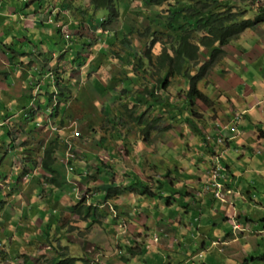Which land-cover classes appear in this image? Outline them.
Segmentation results:
<instances>
[{
  "label": "rangeland",
  "instance_id": "rangeland-1",
  "mask_svg": "<svg viewBox=\"0 0 264 264\" xmlns=\"http://www.w3.org/2000/svg\"><path fill=\"white\" fill-rule=\"evenodd\" d=\"M24 1L29 3L31 0H0V73H8L10 70L17 80L23 82V86L17 85L15 89L18 93L21 92L25 104H28L26 108L28 123L25 120L28 125L26 129L15 134L16 138L13 141L21 142L25 146L21 148L23 151L29 148V153L31 151L36 153L34 155L22 153L19 155L22 161L18 156L13 161L4 156L7 159L4 165L0 157L2 170L6 169L8 173L12 162L18 165V168L26 167L27 160L33 158L37 165H41L45 155L43 147L48 146L47 143L59 140L61 144L62 140L74 137L75 147L72 153L76 157L73 163L81 170L88 161H92L95 166L92 175L85 176L86 180L77 179L76 186L86 187L85 183H92L93 187V182L103 180L105 173L99 172L96 168L100 164L105 165L104 170L112 168L111 171L115 172L112 177L119 183L128 178L133 182L135 177H138L145 182L146 186H150L155 196L150 197L145 188L139 186V190L145 193L143 195L145 202L142 204L145 208L142 210L140 204L133 207L137 201L138 191L132 192L135 201L125 208L131 214L139 215L140 225L156 226L160 221H169H165L164 225L166 223L170 225L172 219L186 216L187 209L184 207L186 204H183L185 197L181 195L183 185L196 187L199 186L198 182L203 180L205 184L209 171L216 174V169L224 172L228 167L236 174L237 180L242 179L241 183L238 181L235 183V193L233 191L232 194L237 195V198L240 195L245 196L249 208L246 209L245 204L239 208L241 212L247 213L243 216L244 224L251 226L250 231L242 235L246 236V239L239 242L242 252L239 256L241 261L238 260L236 264H264L260 260H252L264 254V71L261 70L264 68V48H256L257 44L248 49L243 48L244 45L254 42L249 38H247L248 42H245L243 34L233 43L223 47L226 52L224 59L218 56V61L214 63L211 71L206 70L208 76H205L204 83L200 81L198 85L199 90L210 96L209 99L213 104L211 107L201 102L197 104L200 116L197 121V131L184 123L189 116L188 112L177 108L185 101L184 91L186 92L192 85L189 79L185 81L184 78H176L167 93L176 108L165 109L162 106H156L152 101L153 97L145 94V89L154 90V85L158 84L157 78L164 76L160 67L147 62L145 55L151 51L148 55L153 58L161 54L163 45H167L170 49L178 45L175 38H171V42L168 40L173 30H166L160 26L165 25L169 10L181 9L178 5L182 2L192 5L194 0H164L162 5H154V0H117L119 8L128 4L134 15L135 23L132 22L131 28L134 27L135 30L131 36L127 37L128 45L122 40V35L119 41L107 35L103 37L100 35L96 40L88 39L81 43V34L74 33L75 29H80L75 21H79L81 25L90 23L86 21L87 15L83 13L92 10L89 1L81 0L76 3L75 8H72L67 1L64 3V8H61L63 4L58 5L54 3L55 0H49V10H52L53 6H58V10L55 9L52 12H59L61 16L59 20L64 22L61 29L69 31L68 37L61 35L59 31H52L51 34L59 38L55 37V40L52 38V41L41 39L45 54L39 53L38 56H34L33 62L26 64L24 61L28 60L18 53L21 51L14 50H18L19 44L23 41H31L35 38L36 36L32 37L31 33L37 35L40 32L36 25L49 21V16L43 18L48 12H42L40 21L35 22L29 18L31 22L26 20L19 22L25 18L23 13L29 12L26 4L22 7ZM120 2H122L121 5ZM237 3L242 2L237 1ZM232 5H235L234 2ZM258 6L259 10L264 11V0H260ZM252 8L255 13L257 7ZM233 9L237 11L239 8L235 5ZM62 11L65 13L62 14ZM100 13L102 14H99V20L108 19L107 12L100 11ZM262 14L264 12L261 15L257 13L250 19L256 20L259 16H263ZM149 17L152 23L148 21ZM124 19L131 22L129 17L123 16L112 24V27L122 26ZM148 23L150 31L147 27ZM142 26L145 28L140 30L143 32L140 34L137 28ZM23 29L28 31L21 37L19 32ZM165 31L168 32L163 35ZM253 31V27L248 28V35H253ZM260 33L264 34V30ZM204 35L198 31L192 33V41L200 51L198 53L200 65L201 62L211 59V51L202 49ZM113 37L115 38L116 35L114 34ZM11 41H14V45H11ZM15 42L18 43L15 44ZM30 47L31 45L25 46V48ZM169 52L173 54L172 49ZM126 55L142 57L145 69L141 72L134 68L128 71L127 78L135 80L136 83L125 95L115 75L117 62L120 60L124 62ZM261 55H263L262 63L257 67L254 61L258 62L257 58ZM100 56L104 58L100 59ZM127 59L135 61L134 58ZM230 61H242V67L248 69V71L244 69L243 72H239L234 68V73L246 80L245 84L251 88L249 92L255 91L253 79L257 81L262 79V89L255 84L259 91L257 95L251 96L247 93L243 99L241 98L244 94L243 90L230 91L226 84L231 82V73L227 71L230 69ZM195 67L197 65L195 63L192 65L190 62L184 66V71L190 78L199 75ZM103 69L107 73L104 74ZM90 72L93 73L91 80L101 88L92 89L90 93L84 94L85 85L90 79L87 74ZM177 83L181 84V89L179 93H174ZM139 92L144 95H140ZM154 92L156 94L158 91L154 90ZM7 94L8 92L5 91V96ZM161 96L163 97L164 94L161 93ZM234 97L235 100H233ZM156 101L161 99L156 98ZM90 102H93L91 108L85 105ZM25 113H15L16 119H20ZM61 116L63 117L60 120ZM139 117L141 122L137 121ZM217 124L224 128L223 132L216 128ZM231 126L235 127L226 129ZM8 130L11 132L10 128ZM215 130L219 132H214ZM24 131L29 132L24 134ZM77 134L80 136L77 137ZM5 137L9 138L8 134ZM42 140L45 145L41 144ZM3 149L5 148L0 141V152ZM62 149L59 148L54 156L55 165L59 169L66 170V151ZM40 172L47 174L44 169L37 171V173ZM130 172L136 175H130ZM70 175L71 178L75 177L73 173ZM204 175H206L205 178ZM37 177L34 176V179L36 180ZM25 178L20 179L22 184ZM110 178L111 176H108L106 179ZM156 179L163 183H158ZM39 180V188L35 186L36 182L35 185L28 186V194H34L37 192L35 189H38V192L42 193L37 196L39 201L46 195V200L49 201L64 199L71 202L69 194L55 197L51 194L47 195L45 187L51 183L46 178H39ZM171 180H174L176 186L173 190L176 192V202L173 204L176 215L173 212L169 215L171 206L168 207V199L164 198L165 194L161 196V193L165 192L164 189L161 193L159 190V187L163 188ZM169 187L173 189L168 183L167 190ZM23 192L24 190L19 195L21 196ZM76 193L79 194L77 189L72 193V197L76 196ZM94 193L88 191L84 197L88 200V197H93ZM0 194L6 196V199L1 198V202L3 200L12 202L13 206L12 208L2 207L0 202V216L6 215L8 211L12 221L19 223V225H11L4 220L0 221V241L2 242L0 243V264H57L65 255L69 259H79L78 264H119L126 259L123 251L128 248L127 238L130 235L139 236L132 235L133 229L129 225L134 223L135 216L132 218L133 215L127 212L120 214L121 207L115 204L113 199L110 200L113 201L112 209L109 206L99 209L98 206L103 205L104 201H97L98 199L95 198L96 202L87 203L89 209H86V212L90 211L92 215L84 214L82 217L77 215V218L74 216L73 220L67 223L61 219L64 217L61 215L60 225L51 226V231L47 232L42 229L49 219L44 220L42 216L39 220L33 212L25 217L17 215L16 211L23 205H18L13 186L4 184L2 179H0ZM114 195H116L115 192ZM250 195L252 197L256 195L258 198L254 199V202L250 201ZM36 200L37 198L30 197L31 202ZM100 213L104 214L103 218H100ZM116 213L117 217H115ZM69 215L67 218L70 217ZM247 218H250V223L247 222ZM48 228L45 227V229ZM222 229L227 233L231 232V227L228 225H224ZM194 244L188 237L184 246L189 245L190 252L195 253L197 251L192 247ZM218 250L219 248H213L208 252L197 253L201 255V258H197L199 255L195 257L198 259L197 264H227L225 256ZM245 259L249 262L246 263ZM124 262L127 263L128 260Z\"/></svg>",
  "mask_w": 264,
  "mask_h": 264
},
{
  "label": "crops",
  "instance_id": "crops-1",
  "mask_svg": "<svg viewBox=\"0 0 264 264\" xmlns=\"http://www.w3.org/2000/svg\"><path fill=\"white\" fill-rule=\"evenodd\" d=\"M256 1L257 0H254V2ZM258 5L259 2L257 1V4L254 5L253 7L255 8L257 7L255 13L261 15V13L264 11L259 10ZM29 12L23 13L25 14V18H22L19 22H22L23 20H26L27 22H31L29 21V18H31L35 22L40 21L42 17L40 16V14H38V18L35 19L31 15L29 16ZM255 13L251 11L249 16H252ZM262 15L264 16V14ZM263 30H264V18L261 19L260 24H258L257 28L254 29L253 35H248V30L243 33V37H244L243 39L245 42H248L247 38H249L251 41L254 40V42L244 45L243 48L248 49L257 44L256 48L263 49L264 34L260 33L263 32ZM22 31L19 32V35L21 34ZM257 38L259 39L258 42H257ZM18 42H15V44H17ZM11 45H14V41H11ZM28 45H31V41H23L22 44H19V49L14 50L16 52L21 51L18 53L25 56V59L28 60V61H24L25 64L34 61V56H38L40 52L38 48H31V47L25 48V46ZM40 49L43 50V46L40 47ZM262 56L263 55L257 58L258 62L254 61V64L257 67L259 64L262 63V58H263ZM119 67L120 65H118V68ZM234 68L239 72H243L244 69L248 71L247 68L242 67V61L240 62L230 61V69L227 71L228 72L230 71L231 73L230 76L231 82H226V84H228L227 86L229 87L230 91L239 92L243 90L244 94L241 97L243 99L247 93L250 94L251 96L257 95L259 91H258V87H256L255 84L259 86L260 89H262L263 88L261 86L262 79L260 81L253 79V87H254L253 89H255V91L249 92L251 88L245 84L246 80L243 77L236 75L234 73ZM261 70L264 71V68H261ZM15 71H17V69H15ZM92 74H93L92 72L87 74L90 77V79H88V84L85 85L84 94L90 93L92 89L101 88L100 85H97L96 82L91 80ZM125 75L123 77H121V75L118 76V81L120 82L121 89H123L122 90L123 94H125V92L127 91L129 84L131 85L135 84L133 79H128ZM17 85L23 86V82L21 80H17L13 72L8 70V73H0V141L2 142V146L5 148L3 149V151L0 152V157L3 165L8 158H11L13 161L15 157L17 156L19 157V155H22V153L28 154L30 151L29 148L23 151V149L21 148L25 146L22 145L21 142L19 141H13V139L16 138L15 134L17 132H21L23 129L27 128L28 124L26 125L25 120H27L28 123V119H29L26 116V114L28 113V111L26 110L28 104H25V99L22 98L21 92L18 93L16 91L15 86ZM124 85H126L125 88ZM5 91L8 92L6 96H5ZM233 95H235L234 92ZM83 96H81V99H83ZM233 100H235V97L233 98ZM92 104L93 102L85 103V105L90 108ZM25 111L27 112L25 113ZM17 112H21L25 114H23L21 118L17 120L15 116L16 115L15 113ZM56 114L53 116L54 118L56 117ZM62 117L63 116L59 117L60 120L62 119ZM8 128L11 129V132L8 130ZM28 132L29 131H24L23 133L27 134ZM6 134H8L9 138L5 137ZM48 136L50 137L51 135ZM48 136L45 137L46 140L48 139ZM62 141L63 142H61V144L59 140L57 142L51 141L47 143L48 146L45 147L42 146V147L46 152L47 149L50 147V145L54 146V144H59L60 148L61 149L64 148L62 150L65 151L68 138ZM41 144H44L43 140ZM35 153L36 151L34 153L31 151L29 154L34 155ZM44 154H45L43 156L44 160L41 165L36 164L35 158L29 161L27 160L26 167L22 166V168H18V165H16L15 163L13 164L12 162V167L9 166L8 173H6V169L2 170L3 165L0 164L1 166L0 179L4 180V184H9L10 186L11 185L13 186L14 193L17 194L16 197L18 198V205H23L20 209L16 211L17 215L25 217L30 212H33L35 217L38 216L39 220L41 219L42 216L44 220L49 219L46 222L47 225L45 226L49 228L45 229L44 227V229H42L43 231L46 230L47 232H49L51 231L50 230L51 226L60 225L61 219H64V222L67 223L73 220L72 217L76 216L75 218H77V215L74 213L73 208H75L76 204L81 199L79 197L81 196L84 197L88 191H92L95 193L93 197H88V200L85 203L83 215L84 214L86 215L88 214L89 216L90 214L92 215L90 211L86 212V209H88L87 203L89 204L96 202L94 201L95 198L98 199L97 201H104V202L113 199L115 204L121 207L120 214L122 212H125V214L126 212L131 214V212L127 211L125 208L126 206L129 205V203L135 201L133 198V193H132L133 191L131 190V183H129L131 181L128 180L129 178L127 180H122L121 183H119V181L117 180L114 181V178L112 177L115 175V172L111 171L112 168L111 170L103 169L102 172L105 173L104 177L102 178L103 180L101 181L96 180V182H93L94 184L93 187H92V183L90 184L85 183L86 187L82 185L77 187L75 184L78 183L77 179L86 180L85 176L92 175V171L95 170L94 165L88 166V164H93L92 161L86 162L82 171L73 163V166L77 168V171L75 172V177L70 178L71 175L69 174L67 169L62 170L56 167L55 165L56 161L54 157L56 154H54V156L49 160L46 157V153ZM4 156L7 159L4 158ZM19 159L20 161L23 160L20 157ZM42 169H44L47 172V174L41 172L37 173V171H41ZM86 171L88 172V174L86 173ZM29 174L33 178L34 176L35 177L38 176L40 178H46L51 183L50 185H47L45 187L47 195L51 194L52 196L55 197L59 195L69 194L71 195L70 198L71 202L64 199H56L49 201L46 200L47 198L46 195H44L43 198L41 197V200L39 201L37 196L38 194L40 195L42 193H39L38 189H35L37 191L36 193L28 194L27 188L28 186L29 187L31 186V182L33 181L30 178ZM130 175H136V174L130 172ZM108 176H111L109 180L106 179ZM225 176H226V182L229 184V188L235 193L234 185L237 181L238 183L239 182L241 183L242 179L239 178L237 180L236 174L234 172H231L229 168H227ZM205 177L206 175H204V178ZM21 178H25L24 184H22V181L20 180ZM139 179L140 178L135 177V180L133 182H136ZM155 181H159V180L156 179ZM206 181H208V179ZM168 183L173 187V189L169 187V190H167ZM168 183L165 184V186L162 188V190L164 189L165 192H162L161 190L160 193L162 192L161 193L162 196L163 194H165L164 198L168 199L167 200L168 207L171 206L169 207L170 208L169 215H171L172 212L173 213L175 212V209L173 208V204L174 202H176V196H175L176 192H173V190H175L176 186L174 180L168 181ZM198 184L199 186L196 187L195 186L191 187L188 185L182 186L183 190L181 195H183L182 197H185V201L183 204H186V206H184L187 209V211H185L186 216L177 217L175 220L172 219L171 221L172 223L170 225H168V223L164 225V222L166 221L165 220V221H160L156 226L154 225L150 226L151 224L150 225L144 224L142 226L140 225V221H138L139 215L135 213L131 214L133 215L132 218H134L135 216V218L133 219V221L135 220L134 223H129L130 228L133 229L132 235H139V236L132 237L130 235L129 238H127L126 243L128 244V248H125L123 254L126 256V259L124 260H128V262L125 263L123 260L119 264H197L198 259H196L195 257L199 255V257L197 258H201V255L197 253L208 252L213 248H219L218 251L219 253L225 256V260L227 264H236L239 262L238 261L240 260L239 256L242 253L239 242H242L244 239H246V236H242V235L244 233H248V231H250L251 229V226H249L248 224H244L243 222V216L246 212H241L239 208L244 204L246 206V209L249 208L246 204L247 200L246 198H244L245 196L240 195V197L237 198V195L233 193L234 195L230 194L227 196V198L224 199V201H221L219 199H215L212 193L206 192L204 190V180L198 182ZM1 186L3 187V184H1ZM186 188L187 191H185ZM195 188H197V190H194ZM75 189L78 190L79 194L77 195L76 193V196L72 197V193H74ZM22 190H24V192L20 196L19 194L20 192H22ZM39 190L44 192V190L42 189ZM114 192L116 195H114ZM32 196L37 198V200L31 202L30 197L32 198ZM1 198L6 199V196L0 194V202H1ZM249 198L250 201L254 202V196L253 197L249 196ZM257 198L258 197H256L255 195V199ZM111 202L113 201L107 202V205L110 206V208L112 209V205L108 204ZM144 202L145 200L143 195L141 194L140 191H138L137 201H135L133 207H136L138 204H140V207L143 210L145 208V206L142 205ZM1 205L2 207L6 206L7 208L13 207L12 202H8L6 200H3L1 202ZM102 207H105V205H100L99 209H101ZM174 214L176 215V213ZM196 214H198L199 216H197ZM61 215L64 217L60 219ZM67 215H69L70 217L67 218ZM99 215L100 218H103L104 216L103 213H100ZM115 217H117V213ZM2 220L9 222V224L11 225H19V223L12 221L8 211L6 215L0 216V221ZM249 220H247V222L250 223L251 220L250 221ZM237 223L240 224V227L234 230V226ZM224 225L230 226L231 232L227 233L226 231H224V229H222ZM156 237L159 238L158 242L155 241ZM188 237H190L192 243H195L194 246L192 245V247L197 252L191 253L190 252L191 247L189 245H187L186 247L184 246L187 243ZM213 243H218V245L213 246ZM207 259L209 260V257ZM77 260L79 263V259ZM112 264H116V263H112Z\"/></svg>",
  "mask_w": 264,
  "mask_h": 264
},
{
  "label": "trees",
  "instance_id": "trees-1",
  "mask_svg": "<svg viewBox=\"0 0 264 264\" xmlns=\"http://www.w3.org/2000/svg\"><path fill=\"white\" fill-rule=\"evenodd\" d=\"M48 1L49 0H31L29 3H27L26 1L22 3V7L25 6L26 4L27 8L29 9L30 11L29 16L31 15L35 19L38 13H40V16H42V12H46V11L48 12L45 16H43V18L49 16V21L37 25L40 30V32L37 35L31 33L32 37L36 36L31 40V48H38L40 51L39 53L42 54H45V49L44 48L43 50L40 49V47L43 46L41 39H49L52 41L55 37H58V36H53L51 34L52 31H59V33L61 32V35L66 37H68V33H69L68 30L62 31L61 29L62 23L64 24V22L63 20H59V18L61 17L59 12L58 11L52 12V10L55 9L58 10V6L57 7L53 6V9L49 10ZM67 1H69L72 8H75L76 3L80 2L81 0H55L54 3H58V5L63 4L61 8H64L65 5L64 3ZM88 1L91 3V5L94 8H96L95 11L103 10V9H110V10L117 9V0H88ZM235 1L236 0H194L192 5H190L188 2H182L180 5H178L179 8L181 9L169 10L168 11L169 14L166 17L165 25H162L160 27H163L166 30L172 29L173 30L172 34L168 37V40L171 42V38L172 39L175 38V40L178 41L177 43L178 45L177 46L174 45V48H171L173 50V54L169 52L171 51V49L168 48L167 45H163L164 48L160 55L152 58L151 56H149L150 53H148L149 55H147L146 57L148 63L153 64L156 67H160L162 71L161 73H164L163 76L164 79L163 81H161V85H160L161 90L162 89L164 90L163 85L165 87V82H167L170 77L173 78L175 76H178L180 78H184L185 81L186 79L190 80L192 84L191 87L186 92L184 91L185 101H183V103H181L177 108L182 111L188 112L189 116L185 119L184 123H187L192 129L195 130H197V121L200 117L197 112L198 109L197 104L201 102L208 107H211L213 104L212 100L209 99L210 96L207 95L206 93H203L198 88L200 81H202L201 83H204V81L206 80L205 76H208L206 70L209 69L211 71V69L214 66V63L218 61V56H220V58L221 57L223 58L225 56L226 52L223 49L224 46H227L232 42H234V40H237L241 34H243L246 30H248V28L253 27L255 29L257 25L260 24L261 19H263L262 17H260L254 21L250 19L244 20L242 15L244 14V12H247V10L238 9L237 11H234L233 6L235 5H232V3L233 2L235 3ZM163 3L164 0H154V5H162ZM242 3L243 6L248 9H252V7L256 5L254 0H250V1L244 0ZM44 8L47 9L42 10ZM61 13L64 14L65 11H62ZM116 13L118 15V11ZM89 21L90 23H93V20L91 18H89ZM148 21L152 23L150 17L148 18ZM75 23L77 24L76 21ZM90 25H88V23L86 25L80 24L78 25L80 26V29H75L74 33L79 32L81 36L85 35L86 37H91L93 36V31H92L93 24ZM147 27L150 31L149 23L147 24ZM132 29L135 30L134 27ZM140 30L143 29L137 28V32L142 34L143 32H140ZM27 31L28 30H23L21 32V36H23L24 33H27ZM195 31L205 34L202 39V49L206 48L209 51H211L210 61L208 60L207 62H201V65L200 62L198 64L199 61L198 53L200 52L199 48L195 46V43H193L192 41V33ZM166 32L168 31H165L162 34L164 35ZM130 33H132V31H130ZM145 34H147V32H145ZM124 41L128 42L129 40L128 38H126L124 39ZM126 57L134 58L135 61L132 62ZM126 57L124 62H122L123 60L117 62L115 77H118L120 75L121 77H123L132 68L137 69L138 71L145 69L144 68L145 64L142 57L137 58L135 56H130V55H126ZM102 58H104V56H100V59ZM189 62L192 65L194 63L197 65V67L195 68L199 73V75L190 78V76L185 73L184 66L187 65ZM118 65H120L119 68ZM103 71L104 73H107L105 69H103ZM149 95L153 97L152 94ZM153 101L155 102L156 106H162V107H168L170 105L174 106L173 104L167 103L166 100L163 98H161V101H156V97H153ZM137 121L141 122V118L139 117ZM59 148H60L59 144H54V146L51 145L45 152L47 159L49 160L54 156V154H57ZM91 165L93 164H88V166ZM104 166H105L104 164H100L96 168L99 172H102ZM72 169L74 172L77 171V168L75 167H73ZM86 173L88 174L87 171ZM30 178L33 180L31 184L34 185L35 182L37 183V185L39 184L40 177H37L36 180L32 176H30ZM129 183H131L132 191H140L139 186H142L148 192L150 197L153 196L150 186L149 187L146 186L143 180L139 179L136 182H129ZM160 189L161 188L159 187V190ZM141 194L145 195L144 192H141ZM82 206H84V201H81L73 209L74 213L81 217L84 211V208H81ZM249 219L250 218H247V220ZM45 234L48 235L46 231ZM0 243L2 242L0 241ZM252 260L253 261L260 260L264 263V254H262L258 258H252ZM245 262L248 263L249 260L245 259ZM57 264H78V260L77 258L69 259L67 258V255H65L63 256V259H61V262Z\"/></svg>",
  "mask_w": 264,
  "mask_h": 264
},
{
  "label": "clouds",
  "instance_id": "clouds-1",
  "mask_svg": "<svg viewBox=\"0 0 264 264\" xmlns=\"http://www.w3.org/2000/svg\"><path fill=\"white\" fill-rule=\"evenodd\" d=\"M237 1H240V2H243L244 0H236L235 1V5H237L238 6V8H239V10H247V12H244V14L242 15V17L244 18V17H246V18H248V19H250V18H252L251 16H249L250 15V13H251V11H253V9H248V8H245L244 6H243V3H241V4H239V3H237ZM258 1V0H257ZM257 1L255 2L256 4H257ZM260 1V0H259ZM258 1V2H259ZM89 4H90V7H91V11H84L83 13L85 14V15H87V17H86V21H89V18H91L92 20H93V23H88V25H90V24H93V26H92V31H93V36H91V37H86L85 35L84 36H81L82 38H80V41H81V43H84V42H86L88 39H92V40H96L97 39V37H99L100 35V37H103V36H105V35H107L109 38H112L113 40H118L119 41V38H120V35H122L123 36V41H124V39H126L128 36H131L132 34H133V29L131 28V24H132V22L134 23V15H133V12L130 10V6L128 5V4H126V5H124L123 7H121V8H119V6H117V9L116 10H110V9H103V10H98V11H95V9L96 8H94L92 5H91V3L90 2H88ZM122 4V2H120V5ZM100 11H105V12H107V14H108V19H103V18H101L100 20H99V14H102V13H100ZM118 11V15H117V12ZM47 12V11H46ZM46 12H44V13H46ZM43 14V13H42ZM257 15V13H255V14H253L252 16H256ZM124 16V18H126V17H129L130 18V23L126 20V19H124V21H123V25L122 26H118V27H112V24H114L118 19H120V18H122ZM260 17H262V18H264V16H259L258 18H260ZM257 18V19H258ZM256 19V20H257ZM250 20H252V19H250ZM113 21V22H112ZM252 21H254V20H252ZM77 22V24L78 25H80V23H79V21H76ZM91 26V25H90ZM145 28V26H142V28H139V29H144ZM130 31H132V33H130ZM116 35V37L114 38L113 37V35ZM127 36V37H126ZM121 40V41H122ZM126 43H128V42H126ZM233 43V42H232ZM83 46H85L84 44H82ZM84 49H86V48H84ZM148 53H151V51H149ZM148 53L145 55V57H147V55H148ZM145 68V67H144ZM143 70V69H142ZM139 72H141V71H139ZM144 74V73H143ZM126 77L128 76V72H127V74L125 75ZM174 78V79H173ZM170 77L169 79H168V81L167 82H165V87H164V85H163V88H164V90L162 89H160V85H161V81H163V77H159V78H157V82H158V84H155L154 85V87H153V89L154 90H157L158 92L155 94V92H154V90H151V91H149L148 89H145V94H152L153 95V97H156V98H163V99H165L166 100V102L167 103H169V104H172V102L170 101V98L167 96V93L170 91V89L172 88V85L175 83V82H173V81H175L176 80V78H180V77H178V76H175V77ZM134 83H136V81L134 80ZM130 88H133V85H131V84H129L128 85V89H127V91L125 92V94H127L129 91H130ZM180 89H181V84H179V83H177V88L176 89H174V93H179L180 92ZM161 93L162 94H164V96L162 97L161 96ZM139 94L140 95H144L143 93H141V92H139ZM152 101H153V99H152ZM154 102V101H153ZM159 103V102H158ZM154 104H155V102H154ZM165 109H167V108H176L175 106H168V107H164ZM197 112H198V114H199V109H197ZM235 121H236V119H234ZM233 127H235V126H231V127H227L226 129L227 130H229V129H231V128H233ZM216 128L220 131V132H223L224 131V128H222V126L220 125V124H217L216 125ZM218 130H215L214 132H217ZM218 131V132H219ZM218 135V134H217ZM217 135L216 136H214L215 138L217 137ZM69 142H73V146H72V148L71 149H69ZM74 142H75V139H68V141H67V143H66V153H65V167H66V169H67V171L69 172V174H71V173H73L74 175H75V172L73 171V161L75 160V157H76V155L75 154H73V158L70 160V161H68V162H66V155H67V153L69 152V151H73V149H74V147H75V144H74ZM226 167V166H225ZM228 168V167H227ZM216 171H218V173H219V177H218V179H215V174H213V173H211L210 171H209V175H208V181H206L205 182V184H204V190L206 191V192H210V193H212L213 194V196H214V198L215 199H219V200H221V201H224V199L225 198H227V196L228 195H230V194H232V190L229 188V184L226 182V176H225V173H226V171H222V170H218V169H216ZM223 174H224V176H223ZM172 176L170 175V178H171ZM71 178V177H70ZM158 183H163L162 181H158ZM218 184L219 185H221V187H219L218 188ZM162 190V188L160 189V191ZM152 192V191H151ZM153 193V196H155V193L154 192H152ZM217 193H219L220 195H221V198H217L216 196H217ZM162 196V195H161ZM81 201H84V206H82L81 208H84L85 207V203L87 202V199H86V197H83V196H81V199L79 200V202L76 204V206L81 202ZM107 202H110V201H105L104 202V204L103 205H105V207L106 206H108L107 205ZM109 205H112V203H108ZM75 206V207H76ZM110 207V206H109ZM92 208V207H91ZM98 208H99V206H98ZM74 209V208H73ZM89 209V208H88ZM92 210V209H91ZM88 215V214H87ZM80 217V216H79ZM240 227V224H236L235 226H234V230H236V229H238ZM215 245H218V243H213V246H215Z\"/></svg>",
  "mask_w": 264,
  "mask_h": 264
},
{
  "label": "built area",
  "instance_id": "built-area-1",
  "mask_svg": "<svg viewBox=\"0 0 264 264\" xmlns=\"http://www.w3.org/2000/svg\"><path fill=\"white\" fill-rule=\"evenodd\" d=\"M79 136H80V135L77 134V137H79ZM72 139H74V137H72ZM72 146H73V142H69V149H71ZM72 158H73V153H72L71 151H69V152L67 153V155H66V162L70 161ZM218 177H219V173H218V171H217L216 174H215V179H218ZM219 187H221V185L218 184V188H219ZM216 197H217V198H221V195H220L219 193H217V196H216ZM155 241L158 242V241H159V238L156 237V238H155Z\"/></svg>",
  "mask_w": 264,
  "mask_h": 264
}]
</instances>
